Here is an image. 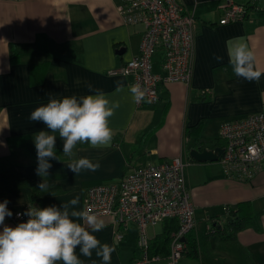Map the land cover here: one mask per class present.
<instances>
[{
	"label": "crops",
	"instance_id": "crops-1",
	"mask_svg": "<svg viewBox=\"0 0 264 264\" xmlns=\"http://www.w3.org/2000/svg\"><path fill=\"white\" fill-rule=\"evenodd\" d=\"M177 1L195 18L191 81L162 83L156 104L137 105L128 92L132 79L115 71L138 54L143 26L123 20L118 0H0V197L14 213L29 206L60 207L78 195L80 210L88 187L117 185L128 170L181 156L195 226L175 264H264V168L242 181L226 177L219 158L190 156L193 149H223V122L264 113V76L248 82L235 76L229 64L234 47L247 44L264 71V0H254L262 10L250 9L251 21L224 25L218 22L225 0ZM163 58L158 47L151 58L155 74H165ZM118 81L125 85L120 93L115 92ZM89 84L119 104L109 118L113 139L104 146L78 144L74 158L88 157L100 168L76 175L67 167L71 158L63 155L57 133L59 159L50 160L51 187L41 192L33 135L47 129L31 121L30 113L49 98L92 94ZM236 209L244 219L239 228L228 223ZM101 218L106 227L94 235L115 248L110 264H132L140 255L137 226L118 224L110 215ZM5 224L16 226L7 219ZM176 227L169 219L147 227L148 255L160 258L148 264H170L169 236ZM116 233L123 238L117 240ZM80 258L102 264L95 252L91 260Z\"/></svg>",
	"mask_w": 264,
	"mask_h": 264
},
{
	"label": "built area",
	"instance_id": "built-area-1",
	"mask_svg": "<svg viewBox=\"0 0 264 264\" xmlns=\"http://www.w3.org/2000/svg\"><path fill=\"white\" fill-rule=\"evenodd\" d=\"M119 12L127 24H142L139 52L115 72L129 76L133 84L147 89V99L156 104L159 86L167 82L189 84L193 72L195 18L183 12L177 0H118ZM252 20L245 4L225 0L218 24ZM162 47L164 75L151 69L155 50ZM219 138L224 147L219 161L225 176L247 181L264 168V113L225 121L220 125ZM186 162L175 156L159 163L147 162L123 173L119 184L96 185L87 188L83 208L93 206L114 222L134 223L138 228L137 245L140 255L132 264L158 261L148 255L147 227L166 219L177 222L170 234L166 260L175 264L186 252V237L195 226V209L185 180ZM0 202H3L0 197ZM28 209V208H27ZM27 209L16 211L7 220L17 225L26 222ZM17 213L21 215L17 216ZM213 231V229H212ZM117 240L123 235L116 233Z\"/></svg>",
	"mask_w": 264,
	"mask_h": 264
},
{
	"label": "clouds",
	"instance_id": "clouds-1",
	"mask_svg": "<svg viewBox=\"0 0 264 264\" xmlns=\"http://www.w3.org/2000/svg\"><path fill=\"white\" fill-rule=\"evenodd\" d=\"M216 61L223 57L213 54ZM229 64L233 74L248 82H259L264 76L256 66V53L247 44H239L229 53ZM92 94L77 97L64 96L49 98L48 102L35 108L29 116L33 122H42L47 130H40L33 135L37 154L36 174L42 178L37 187L41 192H49L50 160L59 159L55 145L57 133L63 141V155L71 158L67 167L78 175L83 170L95 172L100 168L99 162L88 157L74 158V149L78 144L92 147L111 143L113 130L109 118L119 107L117 102L108 98V94L88 85ZM125 90L123 82H116L115 92ZM128 92L135 104L151 102L147 99V89L140 84L128 87ZM9 201L0 202V264H85L80 256L91 260L93 252L102 261L110 264L115 248L102 243L94 233L106 227L101 213L93 206L80 210L77 195L60 207L55 205L38 208L29 206L23 213L26 222L16 226L5 224L6 217L13 213L8 209ZM21 215L17 213V216ZM77 249L80 256L77 255ZM91 264H96L91 260Z\"/></svg>",
	"mask_w": 264,
	"mask_h": 264
},
{
	"label": "water",
	"instance_id": "water-1",
	"mask_svg": "<svg viewBox=\"0 0 264 264\" xmlns=\"http://www.w3.org/2000/svg\"><path fill=\"white\" fill-rule=\"evenodd\" d=\"M223 149L218 147L214 149L203 148L201 151L193 149L190 156L197 161H216L222 154Z\"/></svg>",
	"mask_w": 264,
	"mask_h": 264
},
{
	"label": "trees",
	"instance_id": "trees-1",
	"mask_svg": "<svg viewBox=\"0 0 264 264\" xmlns=\"http://www.w3.org/2000/svg\"><path fill=\"white\" fill-rule=\"evenodd\" d=\"M248 3H250V6L248 5ZM246 7H247L248 11H249L250 9H252V10H258V11L261 12V10H262L259 6H257V5L255 4V1H254V0H248V2L246 3ZM199 143H200V142H199ZM237 211H240V209H236V211H233V212L231 213V216L234 215V218H231V219L228 221V223L233 224L234 227L239 228V227H241V226L243 225V220H244V219H240V218H239V215L237 214ZM231 216H229V218H230ZM169 220H171V219H169ZM169 238H170V236H169Z\"/></svg>",
	"mask_w": 264,
	"mask_h": 264
},
{
	"label": "rangeland",
	"instance_id": "rangeland-1",
	"mask_svg": "<svg viewBox=\"0 0 264 264\" xmlns=\"http://www.w3.org/2000/svg\"><path fill=\"white\" fill-rule=\"evenodd\" d=\"M157 55V54H156ZM156 55H155V57H156Z\"/></svg>",
	"mask_w": 264,
	"mask_h": 264
}]
</instances>
